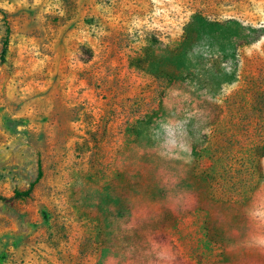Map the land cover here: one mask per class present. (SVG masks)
<instances>
[{
	"label": "rangeland",
	"instance_id": "rangeland-1",
	"mask_svg": "<svg viewBox=\"0 0 264 264\" xmlns=\"http://www.w3.org/2000/svg\"><path fill=\"white\" fill-rule=\"evenodd\" d=\"M0 264H264V0H0Z\"/></svg>",
	"mask_w": 264,
	"mask_h": 264
},
{
	"label": "trees",
	"instance_id": "trees-1",
	"mask_svg": "<svg viewBox=\"0 0 264 264\" xmlns=\"http://www.w3.org/2000/svg\"><path fill=\"white\" fill-rule=\"evenodd\" d=\"M184 39V38H183Z\"/></svg>",
	"mask_w": 264,
	"mask_h": 264
}]
</instances>
